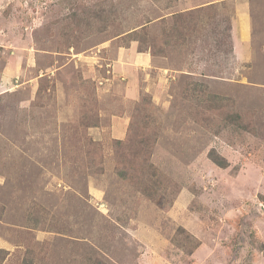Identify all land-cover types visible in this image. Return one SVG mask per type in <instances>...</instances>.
I'll use <instances>...</instances> for the list:
<instances>
[{
  "label": "rangeland",
  "instance_id": "1",
  "mask_svg": "<svg viewBox=\"0 0 264 264\" xmlns=\"http://www.w3.org/2000/svg\"><path fill=\"white\" fill-rule=\"evenodd\" d=\"M216 1L0 0V264H264V53Z\"/></svg>",
  "mask_w": 264,
  "mask_h": 264
},
{
  "label": "crops",
  "instance_id": "2",
  "mask_svg": "<svg viewBox=\"0 0 264 264\" xmlns=\"http://www.w3.org/2000/svg\"><path fill=\"white\" fill-rule=\"evenodd\" d=\"M215 2L217 1L183 0V5L186 4L188 6L187 10H189L199 9L204 5H212ZM229 2L233 3L235 11L232 34H234L236 41L234 53L237 59L243 62L247 61L249 55L252 54L250 52L251 48L264 53V2L261 0H229ZM119 54L124 55H121V64L117 65V72L120 75L122 72L127 76L130 75V78H133L143 65L151 66L152 61L156 59L150 53L139 52L135 43L126 51L118 52ZM258 54L255 55L258 56Z\"/></svg>",
  "mask_w": 264,
  "mask_h": 264
},
{
  "label": "trees",
  "instance_id": "3",
  "mask_svg": "<svg viewBox=\"0 0 264 264\" xmlns=\"http://www.w3.org/2000/svg\"><path fill=\"white\" fill-rule=\"evenodd\" d=\"M132 41H138L140 44H142V46L146 42V41L141 40V39H135V40H132ZM140 48L143 49L141 46H140ZM145 50H150L153 55L157 54V51H155L152 47L147 48ZM214 153H215L214 151H211L210 155H209V157L212 160V162H214L217 166H219L221 168H227L225 160L223 159L224 161H221L220 159H218V157H216V155H214Z\"/></svg>",
  "mask_w": 264,
  "mask_h": 264
}]
</instances>
